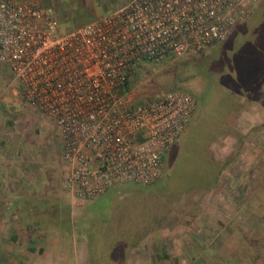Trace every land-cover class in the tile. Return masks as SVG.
<instances>
[{
    "label": "rangeland",
    "instance_id": "obj_1",
    "mask_svg": "<svg viewBox=\"0 0 264 264\" xmlns=\"http://www.w3.org/2000/svg\"><path fill=\"white\" fill-rule=\"evenodd\" d=\"M42 1L61 22L66 17L61 24L70 30L128 0ZM234 29L210 50L144 67L134 86L138 99L154 88L180 89L197 99V111L166 154L157 182L116 187L85 203L62 189L57 125L23 99L0 64V107L8 120L1 121L3 146L25 152L33 166L27 181L36 178L37 194L30 197L55 202L34 221L0 218V264H49L50 257L56 264H264V66L248 75L264 46V0ZM28 231L37 234L29 252ZM85 243L88 252L76 263L59 259L73 249L81 253Z\"/></svg>",
    "mask_w": 264,
    "mask_h": 264
},
{
    "label": "built area",
    "instance_id": "obj_2",
    "mask_svg": "<svg viewBox=\"0 0 264 264\" xmlns=\"http://www.w3.org/2000/svg\"><path fill=\"white\" fill-rule=\"evenodd\" d=\"M258 0H128L61 31L40 0H0V64L23 99L57 125L62 189L76 203L158 181L198 108L180 89L135 94L146 65L210 50Z\"/></svg>",
    "mask_w": 264,
    "mask_h": 264
},
{
    "label": "crops",
    "instance_id": "obj_3",
    "mask_svg": "<svg viewBox=\"0 0 264 264\" xmlns=\"http://www.w3.org/2000/svg\"><path fill=\"white\" fill-rule=\"evenodd\" d=\"M40 1L41 3H44L42 0ZM52 8L55 11V15L59 21L60 29L62 30L63 29L62 24H61L62 22L59 20L56 14L55 8L54 7ZM62 31H68V30L63 29ZM13 93H15V91H13ZM0 116L2 118L0 119V218H2V220L4 221H9V222H12L13 220L14 221H20V220H33L34 221L36 218L35 215L44 214L46 212V206H48L51 203L55 204V202H52L51 199H48L46 201L45 198H42V197L38 198L37 196H35L33 199L32 197H30L33 194L35 195L37 194L36 188L34 187L35 185L34 181L36 178L33 179V182L31 184L29 183V181H27L29 180L28 178H31V176L33 177V175H35V171L33 169V166H31V163L29 162L28 158L26 157L25 152H21L20 150L14 151L12 149H9L3 146L5 144V140L1 135V131L6 130L7 126L5 123H2L1 121L5 120L6 123L8 122V120L6 119L7 117L6 118L4 117L6 116V114H5V110L3 109V107H0ZM30 169H32V171L30 174H28ZM40 200L42 201L40 202ZM24 233L23 235L24 237H26L24 244H26L27 251L28 252L30 250L34 251L35 249L34 244L37 241L36 232L28 231ZM12 237H14L13 233L7 234V236L3 237V239L11 240ZM18 241L19 240L17 239L16 243H18ZM3 243H6V242H3ZM85 244H86L85 247H83L84 250H82L81 253H77V251L73 249L71 251L72 256H69V257L60 256L59 259H61V261L67 260L68 262L76 263L77 260L80 259L79 255L84 256V254L88 252L86 248L87 243ZM8 245L10 247L13 246V244L7 243L5 244V247ZM5 250L7 251L9 249L4 248L3 252H5ZM35 251L39 252L43 250L42 248H38ZM57 259L58 258L54 259L50 257V259H48V263L56 264L55 261H57Z\"/></svg>",
    "mask_w": 264,
    "mask_h": 264
},
{
    "label": "trees",
    "instance_id": "obj_4",
    "mask_svg": "<svg viewBox=\"0 0 264 264\" xmlns=\"http://www.w3.org/2000/svg\"><path fill=\"white\" fill-rule=\"evenodd\" d=\"M259 13H260V12H259ZM259 13L257 12V15H255V16L252 18V19H253V23H252V20H251V25L247 24V25L249 26V29H250V30H252V28H254V27L252 26V24L255 23V20H254V19H256V18L258 17ZM247 19H248V18H247ZM61 20H62V23H66V22H68V21L66 20V17H65L64 15L61 16ZM244 21H245V20H244ZM242 22H243V21H242ZM71 23H72V22H71ZM247 25H246L245 27H248ZM251 26H252V27H251ZM235 27H236V26H235ZM62 30H63V29H62ZM62 30H61V31H62ZM234 30H235V29H234ZM234 30H233V32H234ZM233 32H232V34H233ZM232 34H231V35H232ZM231 35H230V36H231ZM230 36H229V37H230ZM263 41H264V40H263ZM263 45H264V44H263ZM257 61H258V63H256ZM259 64H260V65L262 64V65L260 66V68L264 66V46H263L262 48H260V51H258V55H257V57H255L254 64H252V68L250 69V70H253V71L249 72L248 75L253 74V72H254L255 69H256V66H259ZM253 66H254V69H253ZM248 75H247V76H248ZM117 188H118V187H117ZM117 188H116V187H113V188H111V189L114 190V189H117ZM111 189H110V190H111ZM110 190H108L107 192H109ZM114 191H115V190H114ZM107 192H106V193H107ZM106 193H105V194H106ZM103 195H104V194H103ZM100 197H101V196H100ZM98 198H99V197H98ZM98 198H97V199H98ZM89 248H90V250H92V249L94 248V246H93V247L89 246ZM93 252H94V251H93Z\"/></svg>",
    "mask_w": 264,
    "mask_h": 264
}]
</instances>
